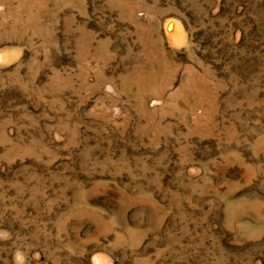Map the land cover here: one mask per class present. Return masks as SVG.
I'll return each instance as SVG.
<instances>
[{
    "label": "rangeland",
    "instance_id": "1",
    "mask_svg": "<svg viewBox=\"0 0 264 264\" xmlns=\"http://www.w3.org/2000/svg\"><path fill=\"white\" fill-rule=\"evenodd\" d=\"M0 264H264V0H0Z\"/></svg>",
    "mask_w": 264,
    "mask_h": 264
}]
</instances>
